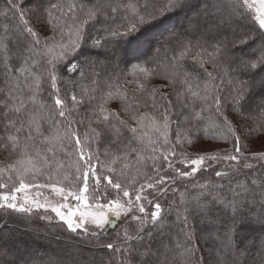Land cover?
<instances>
[{
    "label": "snow or ice",
    "instance_id": "1",
    "mask_svg": "<svg viewBox=\"0 0 264 264\" xmlns=\"http://www.w3.org/2000/svg\"><path fill=\"white\" fill-rule=\"evenodd\" d=\"M0 151V264H264V0H0Z\"/></svg>",
    "mask_w": 264,
    "mask_h": 264
},
{
    "label": "trees",
    "instance_id": "2",
    "mask_svg": "<svg viewBox=\"0 0 264 264\" xmlns=\"http://www.w3.org/2000/svg\"><path fill=\"white\" fill-rule=\"evenodd\" d=\"M175 28H179L180 26H178V22L175 21V23L173 22V26ZM6 156V153L3 151H0V160H4ZM9 224L11 225L12 228H5L4 232H3V236L8 240V242H10V239L12 238H19L21 240H23V237H20L19 234L21 235V233L23 232H37L38 234H40V236H37V238H34L33 241L31 242V247H26L28 250H37L41 253V258L43 259H47L49 256L53 257L55 260L59 261L60 264H69V261H71V264H81V262H83V264H93V261L89 260V259H85L84 256V252H89L91 251L90 248L88 247H84V246H80V243H76V242H72V241H68L66 242L67 247L66 248H61L59 250H56L52 244L48 241H55L56 239H62L64 236H70L69 233L64 232L62 229L60 228H55L54 230L49 229L45 223L43 221H40L38 218H33L31 221H26L28 223H30L31 227H27L23 226L22 223L20 222V220H16L15 218H10L9 219ZM19 223V224H15V223ZM3 221L0 220V224H2ZM13 227L16 228H20L21 230L20 233L17 232V230ZM25 229H28L27 231H25ZM41 229H43L42 231H44L45 233H41ZM7 230V231H6ZM55 234V236H54ZM111 235H115V233H110V237ZM76 238L77 240H79V238L75 237V236H71ZM109 237V238H110ZM77 246H80L81 250L79 253V258L76 259V248ZM56 254L58 255V258H56ZM98 254H101L99 251L96 253V255L98 256ZM103 255H107V252H103Z\"/></svg>",
    "mask_w": 264,
    "mask_h": 264
},
{
    "label": "rangeland",
    "instance_id": "3",
    "mask_svg": "<svg viewBox=\"0 0 264 264\" xmlns=\"http://www.w3.org/2000/svg\"><path fill=\"white\" fill-rule=\"evenodd\" d=\"M176 22H178V26H180V24H181V22H180V20H176ZM174 23H175V21H174ZM173 26V22H170L169 24H167V25H165V27H172ZM178 29V28H177ZM164 29L163 28H161L160 29V31H163ZM21 223H22V225L23 226H26L27 225V227H31L30 226V223H28V222H26V221H20ZM19 222V223H20ZM15 223V222H14ZM19 223H15V224H19ZM10 228H12V227H10ZM14 228V230L16 229L17 230V232H19L20 233V231L19 230H21L20 228H16V227H13ZM43 229H41V233H45L44 231H42ZM7 231V230H6ZM5 233V232H4ZM45 234H47V233H45ZM19 236L20 237H23V240H21V239H19V238H12V239H10V242L9 243H12V242H14V241H19V242H21V244L22 245H24L25 247H31V242L33 241V239L34 238H37V236H40V234H38L37 232H35V233H33V232H31V233H29V232H23V233H21V235L19 234ZM54 236H55V234H54ZM31 241V242H30ZM70 242V241H72V242H76V243H80V241L79 240H77L76 238H74V237H71V236H64L62 239H56L55 241H48V242H50L51 244H52V246L56 249V250H59V249H61V248H66L67 247V245H66V242ZM81 246V245H80ZM84 254H85V256H84V258L85 259H89V252H84ZM99 255L100 254H98V256L97 257H99ZM56 258H58V255L56 254Z\"/></svg>",
    "mask_w": 264,
    "mask_h": 264
}]
</instances>
